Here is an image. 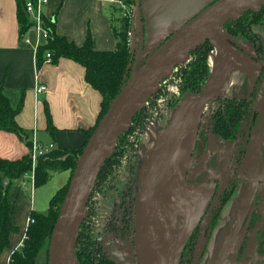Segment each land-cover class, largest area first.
Returning a JSON list of instances; mask_svg holds the SVG:
<instances>
[{
    "label": "water",
    "instance_id": "1",
    "mask_svg": "<svg viewBox=\"0 0 264 264\" xmlns=\"http://www.w3.org/2000/svg\"><path fill=\"white\" fill-rule=\"evenodd\" d=\"M134 5L132 62L119 93L76 159L50 232L47 264H79L76 247L81 226L89 216L87 206L120 137L159 92L163 80L188 61L191 51L209 41L216 54L206 84L185 94L167 124L155 127L137 172V264L179 263L201 212L199 207L188 206L184 177L204 112L208 104L221 97L236 64L230 57L232 46L225 25L245 12L260 10L264 0H135ZM9 182V178L4 179L5 190ZM199 191L191 193L196 196ZM239 227L218 238L213 264H250L237 260L245 239V231Z\"/></svg>",
    "mask_w": 264,
    "mask_h": 264
},
{
    "label": "flooded vegetation",
    "instance_id": "2",
    "mask_svg": "<svg viewBox=\"0 0 264 264\" xmlns=\"http://www.w3.org/2000/svg\"><path fill=\"white\" fill-rule=\"evenodd\" d=\"M227 24L225 29L232 46L230 57L236 64L221 97L208 104L204 112L184 177L188 206L199 207L201 212L178 264H213L218 238L239 224V230L245 231V239L238 249L237 260L264 264V11L259 23L247 19L246 26ZM199 48V52L207 51L208 57L210 53L213 57L216 54L209 41ZM198 55L197 49L191 51L188 61ZM179 67L174 74L180 75ZM209 74L210 71L196 79L187 91L200 90ZM171 109L175 107L163 109L156 126L167 124L169 117L165 116ZM143 110L136 117L140 122L134 123L139 128L145 126L150 114L148 108ZM137 131L129 130L121 151L126 169L120 184L115 183L116 187L107 194L104 212L95 214L91 221L96 227L93 264L138 263L136 181L141 155L149 144L144 142L147 145L139 150L142 138L138 137L139 142L136 139L138 147L132 140ZM192 190L200 191L193 196Z\"/></svg>",
    "mask_w": 264,
    "mask_h": 264
},
{
    "label": "crops",
    "instance_id": "3",
    "mask_svg": "<svg viewBox=\"0 0 264 264\" xmlns=\"http://www.w3.org/2000/svg\"><path fill=\"white\" fill-rule=\"evenodd\" d=\"M115 8L109 0H49L45 13L56 18L57 35L81 45L91 34L96 50L113 51L117 46L115 29L119 27ZM22 34L17 0H0V85L13 107L24 93L16 121L29 136L25 140L13 131L0 129V158H23L30 154L32 146L28 142L34 139L45 147L52 145L53 151H77L85 142L84 131L98 123L103 95L87 82L85 67L73 59L60 57L46 63L44 54L39 65L38 54L21 40ZM40 84L46 88L38 92ZM57 173L68 176H59L60 180L49 189L47 185ZM70 175V169L51 171L48 181L40 186L24 175L9 179L12 219L19 230L11 233L10 247L2 253L0 264H9L10 255L23 244L31 211H35V189L46 186V190L57 191L67 184ZM5 178L0 174V196L5 190ZM27 193H31L30 199Z\"/></svg>",
    "mask_w": 264,
    "mask_h": 264
},
{
    "label": "trees",
    "instance_id": "4",
    "mask_svg": "<svg viewBox=\"0 0 264 264\" xmlns=\"http://www.w3.org/2000/svg\"><path fill=\"white\" fill-rule=\"evenodd\" d=\"M126 3L134 4L135 0H124ZM18 3V16L21 24V31L25 33L30 27V21L26 14L24 7V0H17ZM119 13V27L115 29L117 38V46L113 51L96 50L93 46V40L91 34H88L84 43L79 45L75 42L68 40L65 37H61L56 33V18H52L50 25L52 26V36L49 42L41 47L38 52V64H41L42 57L47 50H50L53 55V61H57L60 57H67L73 59L85 67V77L95 89L99 90L103 95L102 110L99 116V121L106 113L111 100L119 93L126 68L130 62H132L130 53V35L132 22L123 17L122 9L115 8ZM264 11V6L258 11L245 12L239 19L230 21L227 26H246L245 20L252 19L254 22L259 23L261 12ZM121 14V15H120ZM201 48H197V57L194 60H189L180 65V75L182 77V83L185 84L188 89L191 85H194L196 79H201L209 71L208 52H199ZM197 83V82H196ZM24 100V93L21 95V99L17 107H13L10 103L8 96L4 92L3 85H0V129L13 131L20 135L23 139L28 140L27 132L19 126L16 121V116L22 109ZM49 124H51L50 114L48 109ZM140 114V113H138ZM138 114L133 119L131 128L136 129L134 121ZM97 123V124H98ZM96 124V126H97ZM93 127L91 130L84 131L85 142L83 146L77 151H52L47 156L40 158L35 169V185L40 186L48 181L51 171H61L64 169H70L71 175L65 186L56 191L49 201V208L46 213H38L31 211L30 218L33 219L29 223L26 230V237L20 248L15 250L9 259V264H37V259L45 249L48 253V246L50 242V232L57 219L60 205L65 196L70 179L73 174V170L76 166V159L83 151L89 137L95 130ZM52 128V126L50 125ZM125 132L117 143V149L114 155L105 163L101 170L98 179L96 181L95 189L102 181L109 182L113 176L112 166L122 161L123 155L121 150L124 148L127 141V134ZM29 146H32V142H28ZM122 145V149L120 147ZM66 159H60L67 155ZM119 155L118 160H115V156ZM31 156L30 154L24 156L19 160H8L0 158V174L6 176L10 180L20 178L25 172L31 169ZM9 184L7 189L2 192L0 196V260L2 253L10 247V235L13 232L19 230V227L13 222L12 215L14 206L9 200ZM90 203V202H89ZM89 203L87 208H89ZM87 220H85L80 229V237L76 247V257L79 260V264H93L92 251L96 245V235L92 231V228H85ZM48 260V255H47ZM47 264V262L45 263Z\"/></svg>",
    "mask_w": 264,
    "mask_h": 264
},
{
    "label": "built area",
    "instance_id": "5",
    "mask_svg": "<svg viewBox=\"0 0 264 264\" xmlns=\"http://www.w3.org/2000/svg\"><path fill=\"white\" fill-rule=\"evenodd\" d=\"M48 1L49 0H25V3H24L25 11L30 21V27L25 33L22 34L21 40L26 45L31 46L35 50L36 54H38L39 49L41 47L45 46L49 42L52 36V28H51L52 26L50 25V21H52V18L48 17L45 13V6L47 5ZM109 1L112 4H114L118 9H122L121 14L123 15V17H127L132 22L134 15H135V5L134 4L126 3L124 0H109ZM129 35H130V42H131V31L129 32ZM44 62L46 63L53 62V55L50 50H47L45 52ZM210 62H212V60ZM172 76L176 80V76H180V75L173 73ZM172 76L163 80L161 85L163 86L164 83L169 82L171 78H173ZM177 86L178 85L176 84L175 92L178 93ZM45 88H46L45 85L40 84L39 86H37V91L41 92ZM178 94L180 95V93ZM152 98H155V97L152 96L147 101L145 108H149V105L151 104L150 100ZM163 103L164 102H161L160 100H158L157 103H154L155 108L150 109V114L147 115L148 119L145 123V126L143 128H139L140 126L137 127L138 129L136 130L138 131L134 134V136H132L133 141L137 142L138 137H140V139L142 138L141 139L142 141L145 140L147 143L150 142L151 136L154 135V129L156 127L157 116L164 109L162 108ZM138 142H137V147L139 146ZM52 151H53L52 145H50L49 147H45L43 145L38 144V142L35 139L32 140V147L30 151L31 162H32L31 169L25 172L23 175L26 177L27 176L30 177L33 185L35 184V169H36V166L40 158L47 156ZM32 221L33 219L29 218V223Z\"/></svg>",
    "mask_w": 264,
    "mask_h": 264
},
{
    "label": "rangeland",
    "instance_id": "6",
    "mask_svg": "<svg viewBox=\"0 0 264 264\" xmlns=\"http://www.w3.org/2000/svg\"><path fill=\"white\" fill-rule=\"evenodd\" d=\"M210 56L208 58L209 71L211 70V62L210 61L212 60V62H213V59H214V57L211 53H210ZM179 80H180V82H179ZM182 82H183L182 77L180 78V76H176V80L173 77V78H171V80L169 82L164 83L163 86L161 85L160 91L156 95H154L155 98H152L150 100L151 104L149 105L148 109L150 110L152 108H155L154 103H157L158 100H160L161 102H164L162 104V108H167L170 105L173 107H176L180 103L181 99L185 96V94H187L189 92V91H187L188 89L186 88L185 84ZM176 84L179 86V87L177 86V88H178L177 90H178V93H180V95L177 92H175V89H176L175 85ZM172 109L167 113V115L165 117L170 118V115L173 112ZM135 122H140V120L137 119V121H136V119H135L134 123ZM137 127L138 126H136V129H138ZM144 142H146V141L141 140V147L139 148V150H141L143 148V145L146 146L148 144L147 142H146L147 144ZM122 144L126 145V143H122ZM122 148L123 147L121 145L120 150ZM118 157H119V155L117 154L115 156V160H113V162L117 161ZM116 163H117L116 166H112V168L114 170H113V176H112L111 181H109V182L102 181V183H99L97 188L94 189V192L90 198V201H89L90 203H89V208H88L89 216L86 219L87 223L85 225V228L89 229L91 227L93 232L95 231V228H96V227L94 228L92 223H91V221H93L95 219L94 215L97 213L100 214L101 212H104V209L106 208L105 205L108 204L107 203L108 202V195L107 194L112 192L113 188L116 187L115 183H116V185L120 184V179L122 178L121 175L125 172L126 165L122 164L121 160L116 162ZM65 174L66 175H59L58 173L55 174V177L52 179V181H50V183H48V185H47L48 188L50 189L51 187H53L56 184V182H58L60 180V179H58V178H61L59 176H63V177L68 176V173H65ZM55 192H56V190H46V186L41 188V189H35L34 204H33L35 211L46 212L49 208L50 198L52 195L55 194ZM27 195L30 199L31 193H27ZM47 255H48L47 251L45 249H43L42 253L40 254V256L37 259V264H45L47 262Z\"/></svg>",
    "mask_w": 264,
    "mask_h": 264
}]
</instances>
